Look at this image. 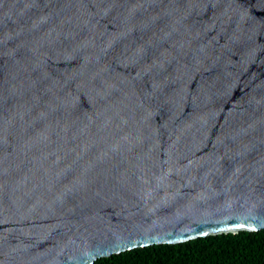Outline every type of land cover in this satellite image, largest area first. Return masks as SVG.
Listing matches in <instances>:
<instances>
[{
  "label": "water",
  "instance_id": "1",
  "mask_svg": "<svg viewBox=\"0 0 264 264\" xmlns=\"http://www.w3.org/2000/svg\"><path fill=\"white\" fill-rule=\"evenodd\" d=\"M261 229L264 0H0V264Z\"/></svg>",
  "mask_w": 264,
  "mask_h": 264
},
{
  "label": "trees",
  "instance_id": "2",
  "mask_svg": "<svg viewBox=\"0 0 264 264\" xmlns=\"http://www.w3.org/2000/svg\"><path fill=\"white\" fill-rule=\"evenodd\" d=\"M95 264H264V229L139 247L101 257Z\"/></svg>",
  "mask_w": 264,
  "mask_h": 264
},
{
  "label": "snow or ice",
  "instance_id": "3",
  "mask_svg": "<svg viewBox=\"0 0 264 264\" xmlns=\"http://www.w3.org/2000/svg\"><path fill=\"white\" fill-rule=\"evenodd\" d=\"M239 227L243 228V227H244V225H239Z\"/></svg>",
  "mask_w": 264,
  "mask_h": 264
}]
</instances>
